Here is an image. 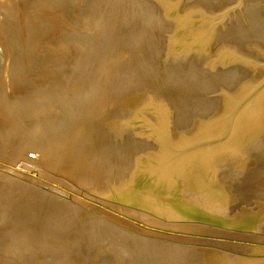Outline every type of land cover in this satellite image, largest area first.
I'll use <instances>...</instances> for the list:
<instances>
[{"label":"water","instance_id":"water-1","mask_svg":"<svg viewBox=\"0 0 264 264\" xmlns=\"http://www.w3.org/2000/svg\"><path fill=\"white\" fill-rule=\"evenodd\" d=\"M104 21L119 201L264 234V0H104Z\"/></svg>","mask_w":264,"mask_h":264},{"label":"rangeland","instance_id":"rangeland-1","mask_svg":"<svg viewBox=\"0 0 264 264\" xmlns=\"http://www.w3.org/2000/svg\"><path fill=\"white\" fill-rule=\"evenodd\" d=\"M78 1L82 3V0ZM92 2L90 0L87 3L90 6ZM59 3V10H57L58 7L55 8L57 11L52 10L53 13L59 14L58 16L54 14L57 18L54 28L52 26L51 31L46 33L47 37L43 36L42 43L40 42L41 46H39L43 49L36 47L30 51L28 57L30 42L28 38L31 34L24 28L25 11L19 0H0V40L2 41H0V53H2L0 56L3 55L1 57L3 61L0 60L2 62L0 65L3 66H0L2 68L0 70H2L1 73L10 70V73L15 76L10 77L12 82H9L10 86L8 85L14 90L9 87L5 90L11 115L9 117L0 115V120L2 119L0 121L2 130H0V196L2 195L0 204L3 202L0 206V264H217L216 249L240 256L264 257V234L262 233L196 220H166L119 201L114 189V129L105 127L109 92V77L106 70L108 47L101 45L103 34L99 33L100 27L92 28L98 19L99 12L96 9L99 7L91 12L89 8V11L86 9L87 4L84 5L85 2H83L85 9L80 11L82 5H77V0H58L56 5L59 6ZM73 5H77L76 8ZM12 6L15 7L18 21L9 18L14 21L10 22L7 17L5 19L8 21L2 19V15L11 11ZM79 6L81 7L78 10ZM68 8L73 9L72 12L66 13ZM45 9L48 8L41 10L42 13L48 12ZM52 11L49 10V13ZM84 11L88 13L87 16L96 15V19H84L86 16V14L82 15ZM68 13L72 18L68 16ZM64 15L68 16L71 22L67 23L68 27L62 24L68 20L66 16L64 18ZM77 20L82 21V28H80L82 25L78 24L81 21L77 23ZM86 21L94 25L90 27ZM83 23H88L89 26ZM62 25L68 30L83 29L81 32L90 27L89 29L92 28L93 32L86 30L81 33L76 30L77 35L74 30L72 31L74 33H71V30L68 31L66 27L63 30ZM66 30L70 35L78 36H71L70 45L73 47L76 43H85L87 37L95 36L97 39L99 33L100 46H97L103 48L101 49L104 50L103 55L101 58L93 57L94 60L91 61L94 62H89L93 65L86 64L85 72L80 69L77 60L73 59L75 52L72 58L70 57L72 49L75 51L76 47L69 48V41H67L70 40L69 34L66 36L62 34L65 35ZM58 32H61L62 42ZM89 33L91 36H88ZM92 33L96 34L93 36ZM83 37L86 39H81ZM79 38L84 41H79ZM64 39L68 46L63 45ZM67 58L70 59V64ZM73 60L79 65L81 72L74 69L77 67L74 65L77 64L73 65ZM28 61H33V63L30 62L29 70L26 67L30 66L26 64L29 63ZM78 61L82 63L81 68H83L84 62L80 59ZM9 62L11 64L17 62L18 69L14 64L16 67L12 65L11 69L7 70L6 66ZM68 66H74L71 71L75 70L73 72L75 75L69 71ZM13 67L17 71L24 67L23 72L27 68L28 72L25 71L27 74L25 72L23 74L28 77L23 78L25 76L22 74L23 82L19 78L22 84H18L19 79H16V76L22 73V69L18 73ZM92 69L96 72H92ZM14 71L18 75H15ZM68 71L74 75L69 79L66 78ZM29 76L31 79H28ZM48 78L50 81L53 79L52 82ZM27 82L33 83L27 85ZM47 82L49 86L45 85ZM2 88L0 85V94ZM45 91H48V94ZM70 92L77 96L75 97L78 102L74 100L76 104L71 101ZM21 94L25 97L22 98ZM0 102L3 103V99ZM68 110L74 113L71 115ZM40 118H44V121L46 119L49 124L48 133L45 135L47 139L42 141L37 137V143L42 149H39L38 145L35 146V138L29 137L33 131H37L40 124L45 123L44 121L40 123ZM26 123L28 125L32 123V126H26ZM21 135L23 142H19ZM31 144L33 147L30 146ZM18 145H23L25 151L17 149L21 154H13ZM14 156L16 159L13 158ZM23 158L27 160L24 161ZM9 176L13 178L10 179ZM9 180L15 182L10 183ZM3 205L4 207L7 205L6 210ZM3 210L8 212L4 215ZM9 235L11 238L8 237ZM25 236L31 239L30 244L26 243ZM7 240L11 243L6 242ZM18 247L21 251H18Z\"/></svg>","mask_w":264,"mask_h":264},{"label":"bare ground","instance_id":"bare-ground-1","mask_svg":"<svg viewBox=\"0 0 264 264\" xmlns=\"http://www.w3.org/2000/svg\"><path fill=\"white\" fill-rule=\"evenodd\" d=\"M57 1L58 0H32V1H29V0H19V2L21 3V5H22V9L25 11V14L23 15L24 16V18H23V21L25 22V24H24V28H25V30L28 32V33H30L31 34V37L30 38H28V40L30 41L29 42V46H28V49H29V53H28V51L26 52V53H28L29 55H28V57L30 56V51H32L33 49H35L36 47L38 48V46L40 45L41 46V44H40V42L42 43V38H46L47 37V34L46 33H48L49 31H51L50 29H52L51 27L53 26V28H54V24L56 23V19L57 18H55V15H59L58 13L56 14V12H54L53 13V11H57V10H59V8H60V3H59V6H57L56 4H57ZM60 1V0H59ZM70 1V0H69ZM90 2V0H82V3L83 2H85V4L84 5H86L87 4V10H88V8H89V10L91 11V10H93L94 8L96 9V8H98L99 7V9H96V10H98V12H99V15L97 16L98 17V19H96V15L95 14H93V15H95L94 17L90 14L89 16H87V14L85 13V11H84V13L82 12V15H84V14H86V16L84 17V19L85 18H89V20H92L93 18H95L96 19V24L94 25V23L92 24V25H94V26H92L91 24H90V21L88 22V21H86V22H88L89 23V25H90V27L92 26V28L94 29V28H96L95 26H97V27H100V29H101V31L99 30V33L101 32L102 34V36H101V39L103 38V40H101V41H103L102 43H101V45L103 44V46L105 45L106 47L105 48H107V36H106V28H105V21H104V0H92L93 2L91 3V5L89 6L88 5V3L87 2ZM77 2L79 3V1L77 0ZM72 3V2H71ZM76 3L77 5H82V7L81 6H79V7H77V9L79 8L80 9V7H81V9H80V11H82V10H84L85 8H83V4L81 3ZM90 4V3H89ZM56 5V6H55ZM75 5V4H74ZM73 5V6H74ZM76 5V6H77ZM55 6V7H54ZM76 6H74L75 8H76ZM89 6V7H88ZM101 6H103V7H101ZM45 7H47L48 9H45V10H48V12L47 11H45V12H43L42 13V11L41 10H43ZM56 7H58L57 8V10L55 9ZM69 7V6H68ZM85 7V6H84ZM101 7V8H100ZM64 7H62V9H63ZM83 8V9H82ZM53 9H55V10H53ZM70 8H68L67 10L68 11H66V13L67 12H69V11H71V10H73V9H70ZM78 9V10H79ZM101 9V10H100ZM49 10L50 11H52V13H49ZM88 10V11H89ZM44 11V10H43ZM62 11H64V9L62 10ZM60 12V11H59ZM72 12V11H71ZM92 12V11H91ZM45 13V14H44ZM94 13V12H93ZM55 14V15H54ZM61 14H62V12H61ZM72 14V13H71ZM75 14V13H74ZM70 15V13H68V16ZM5 16V17H4ZM65 16L66 15H64V18H65ZM68 16H66V18L68 19L69 17ZM76 15H74V17H75ZM92 16V18H90ZM1 17V16H0ZM4 17V18H3ZM7 17V19L8 20H10V19H13V20H17V17H16V14H15V7L14 6H12L11 7V11H8V12H6V13H4L3 15H2V19H5ZM61 17V16H60ZM10 18V19H9ZM70 18H72V16L70 15ZM76 18H77V16H76ZM74 19V18H73ZM95 19H94V21H95ZM6 20V19H5ZM8 20H6V21H8ZM13 20H10V22L11 21H13ZM59 20H60V18H59ZM66 20V19H65ZM18 21V20H17ZM17 21H15V22H17ZM62 21H63V19H62ZM71 21H72V19H71ZM79 21H81V20H77V23L79 22ZM14 22V21H13ZM12 22V23H13ZM23 22V23H24ZM57 22H58V20H57ZM60 22V21H59ZM45 23H47V25H44ZM50 23V24H49ZM67 23H71L70 22V20L68 19V20H66V23H63L62 22V24H66L67 25ZM87 23V24H88ZM59 24V23H58ZM78 24H81L82 25V21L80 22V23H78ZM84 25H87L86 23H83ZM49 25V26H48ZM89 25H87V26H89ZM70 26V25H69ZM86 26V27H87ZM62 28L64 27V25H62L61 26ZM66 27V26H65ZM65 27L63 28V30L65 29ZM67 27H68V25H67ZM67 27H66V29H67ZM77 27H79V26H77ZM83 27V25L82 26H80V28H82ZM86 27H84V28H86ZM90 27H88V30H87V28L84 30V31H82V32H86V30H87V32H89V30L90 31H92V28L91 29H89ZM11 28V27H10ZM71 28V27H70ZM72 29V28H71ZM71 29H69V30H71ZM54 30V29H53ZM68 30V29H67ZM66 30V31H67ZM68 30V31H69ZM74 30V32L75 33H77L78 31L79 32H81V30H83V29H81V30H78V29H76V30H78V31H76L75 30V28L73 29ZM73 30H71V33H74V32H72ZM59 31H62V30H59ZM66 32L65 33V35H64V33H62L63 34V36H66V34H69L68 35V37H69V39L70 40H67V41H69V43H68V45H70L71 44V39H72V35H74L75 37H78V36H76L75 34H71L70 35V33L69 32ZM96 31V30H95ZM98 31V30H97ZM63 32H65V31H63ZM81 32V33H82ZM93 32V31H92ZM19 33V32H18ZM99 33H98V36H99ZM51 34V33H50ZM61 32H58V36H59V38H61V42H62V38L63 37H60L61 35ZM83 34H86V33H83ZM90 34V35H89ZM88 34V36H91V33H89ZM96 34V33H95ZM94 33H92V35L94 36L95 35ZM77 35H78V33H77ZM81 35V34H80ZM87 35V34H86ZM85 35V36H86ZM44 36V37H43ZM73 36V37H74ZM84 36V35H83ZM97 36V39H95V36H94V38L92 37H87V40L85 41V43L83 42L85 39H84V37L83 38H81V39H84L83 41H81L80 40V38H79V41H81V42H83V43H80L79 41V43H74L76 46H71L70 45V47L69 48H71V47H73V48H75V51H74V49H72L73 51H71L72 53H71V55H70V57L71 56H73L72 54L74 53V58L73 59H75V60H77V63L80 65V69H83V71L85 72L86 71V64L88 65V63L91 61V60H94L93 59V57H100L101 58V56L103 55V51L104 50H101V49H103L102 47L100 48H98V46L97 45H99L100 46V39H99V37ZM74 37V38H75ZM81 37V36H80ZM50 38V37H49ZM65 38V37H64ZM51 39V38H50ZM65 39H68L67 37L65 38ZM64 39V40H65ZM77 39V38H76ZM90 39V40H89ZM92 39V40H91ZM95 39V40H94ZM99 39V40H98ZM46 40V39H45ZM49 40V39H48ZM56 40L58 41L59 39L58 38H56ZM56 40H55V42H56ZM63 40V45H67V44H65V43H67V41L65 40L64 41ZM1 41V40H0ZM72 41H74V40H72ZM95 41H96V43H95ZM99 41V42H98ZM2 42V41H1ZM59 42V41H58ZM46 43V42H45ZM49 44V43H48ZM55 44V43H54ZM1 45V44H0ZM4 45V44H3ZM2 45V46H3ZM44 45V44H43ZM42 45V46H43ZM46 45V44H45ZM67 45V46H68ZM72 45H73V43H72ZM39 46V49L40 50H42L43 49V47H40ZM78 46V47H77ZM4 47V46H3ZM2 47V48H3ZM46 47V46H45ZM78 48H79V50H78ZM38 49V52L40 51ZM45 49V48H44ZM47 49V48H46ZM54 49V48H53ZM53 49L51 50V51H53ZM2 50V49H1ZM4 51V50H3ZM26 51V50H25ZM47 51V50H46ZM46 51L44 52V53H46ZM56 52H57V50H56ZM55 51H54V54L56 53ZM59 52V51H58ZM77 52V53H76ZM2 53H0V55H1ZM51 54H52V52H51ZM5 55V54H4ZM53 55V54H52ZM75 55H78V56H75ZM1 57H3V55L2 56H0V60H2L3 61V58L1 59ZM80 57V58H79ZM72 58V57H71ZM67 59H69V58H67ZM78 59H80L81 60V62L83 61L84 63V66H83V68H81V64L82 63H80L79 61H78ZM83 59V60H82ZM72 60V59H71ZM12 61V60H11ZM64 61V60H63ZM69 61H70V59L68 60V63H69ZM86 61V62H85ZM1 62V61H0ZM8 62V61H7ZM29 62V61H28ZM31 62V61H30ZM29 62V63H30ZM65 62H66V60H65ZM64 62V64H66ZM74 62H76V61H74L73 60V65L74 64H77V63H74ZM92 62V61H91ZM94 62V61H93ZM92 62V63H93ZM13 63V62H12ZM29 63H26L27 65H30V66H26L27 68L28 67H31V63H33V61L29 64ZM61 63H62V60H61ZM61 63L59 62V66H61ZM71 63V64H72ZM97 63V62H96ZM0 64H2V62L0 63ZM15 64V62L13 63V64H11V62H9V64H7V66H6V68H7V70H9V69H11V66L13 65V66H15V65H17V62H16V64ZM58 64V63H57ZM63 64V63H62ZM70 64V63H69ZM69 64H67V65H69ZM74 65L76 68H78V69H76V68H74L75 70H79L80 71V69H79V65ZM90 65H93V64H91V63H89ZM1 66V65H0ZM3 66V65H2ZM1 66V67H2ZM63 66H65V65H63ZM72 66V65H71ZM73 66V67H74ZM0 67V69H2ZM16 67V66H15ZM73 67H70V66H68V68H70L69 69V71H71V68H72V70H73ZM94 67V66H93ZM27 68H26V70H27ZM88 68V67H87ZM13 69L14 70H16V72H18L19 73V71H21V69H22V73H19V75L21 74V76L19 77V75L15 72V75L17 74L18 76H16V79H19V78H21L26 72V70L23 72V70L25 69L24 67L23 68H21L20 70H18L17 71V69H18V65H17V69H15L14 67H13ZM30 68H28V70H29ZM85 69V70H84ZM28 70H27V72H28ZM74 70V71H75ZM89 70H90V68H89ZM93 71L92 72H94L95 70L94 69H92ZM1 71L2 70H0V85H2V87L3 88H5V89H3L2 88V93L0 94V100H2L3 99V103H1L0 102V115H4L5 117H9L10 115H11V110H10V108L8 107V102H7V93L5 92V90H7L8 89V87L10 86L9 85V82H12V80L10 81V77L11 76H13V77H15L14 75H12L11 73H10V70L9 71H5L4 73L2 72L1 73ZM68 71V72H69ZM74 71H71L72 72V74H74L73 72ZM81 72V71H80ZM91 72V73H92ZM96 72V71H95ZM99 72V71H98ZM98 72H97V74H98ZM24 73V74H23ZM83 73V72H82ZM23 74V75H22ZM27 74V73H26ZM72 74H70V72L68 73V75L67 74H65V75H67L66 76V78H71L72 76H74V75H72ZM100 74V73H99ZM63 75V74H62ZM78 75V74H77ZM92 75H94V73L92 74ZM25 76V75H24ZM18 77V78H17ZM26 77H28L27 75L25 76V77H23V78H26ZM80 77V76H79ZM82 77V76H81ZM84 77H86V76H84ZM61 78V77H60ZM97 78H98V76H97ZM14 79V78H13ZM22 79V78H21ZM28 79H31L30 78V76H29V78ZM33 79H36V78H33ZM50 78H48V80H49ZM74 79V78H73ZM45 80V79H44ZM47 80V79H46ZM52 80L53 79H51V81L50 82H52ZM20 81V79L17 81L18 82V84L19 83H21L22 84V82H23V79H22V82H19ZM67 81V80H66ZM25 82H26V80H25ZM24 82V83H25ZM34 82V81H33ZM32 82V83H33ZM42 82V81H41ZM49 82V83H50ZM23 83V86L25 87V84ZM32 83L31 84H28V82H27V85H32ZM18 84H16V85H18ZM9 85V86H8ZM13 85V84H12ZM11 85V86H12ZM45 85H47V86H49V84H48V82H47V84L45 83ZM89 85V84H88ZM51 86V85H50ZM10 89H12L11 87H9ZM89 88V87H88ZM12 90H14V89H12ZM49 90V89H48ZM51 90V89H50ZM49 90V91H50ZM39 92V91H38ZM41 92V91H40ZM47 94H48V91H45ZM74 93V92H73ZM42 94H44V93H42ZM22 95V98H24L25 96H23V94H21ZM21 95H20V98H21ZM27 96H29L28 94H26ZM46 95V94H45ZM83 95H85V94H83ZM14 96H16V95H14ZM47 96V95H46ZM51 96V95H50ZM69 96V95H68ZM71 96H73V97H71ZM76 96V95H75ZM74 96V94L72 95V92H70V98H72V100L71 101H74L75 99L77 100V96L75 97ZM86 96V95H85ZM84 96V99L86 98ZM19 97V96H18ZM38 97V96H37ZM45 97V96H44ZM44 97H42V98H44ZM21 98V99H22ZM68 98V97H67ZM67 98H66V100H67ZM69 98V99H70ZM35 99V98H34ZM83 99V98H82ZM26 100V99H25ZM75 100V101H76ZM74 101V103L76 104V102ZM14 102V101H13ZM77 102H78V100H77ZM31 103V102H30ZM33 103H34V101H33ZM81 103V102H80ZM80 103H79V106H80ZM7 106H6V105ZM34 105V104H33ZM32 105V106H33ZM42 106V105H41ZM35 108V107H34ZM21 109V108H20ZM26 109V108H25ZM69 111V110H68ZM60 112V111H59ZM68 113H71L70 111L68 112ZM72 113H74V111L72 112ZM72 113H71V115H72ZM76 113H77V111H76ZM74 115V114H73ZM40 117V116H39ZM72 117V116H71ZM76 118H78V117H76ZM6 119V118H5ZM43 119V120H42ZM40 118L39 119V121H41L40 123H42V121H44V118ZM2 120V119H1ZM0 120V121H1ZM29 120V119H28ZM28 120H26L27 122H28ZM34 120V119H33ZM32 120V121H33ZM35 121V120H34ZM2 122H4V121H2ZM8 122H9V120H8ZM17 122V121H16ZM31 122V121H30ZM45 123H42V124H40L39 125V127H38V129H37V131H33L30 135H29V137H30V139H32V137L33 138H35V140H34V142L36 143L35 144V146L36 145H38V143H37V137H39L40 138V140H44V139H47L46 137L47 136H45L46 135V133H48L47 131L49 130V124H48V122H47V120L45 119V121H44ZM6 123V122H5ZM35 122H33V124H34ZM4 124V123H3ZM2 124V125H3ZM28 124L26 123V126H27ZM60 125H61V123H60ZM29 127H31L32 126V123H31V125H28ZM58 126H59V124H58ZM61 127V126H60ZM24 128V127H23ZM1 130V129H0ZM6 130H7V128H6ZM21 130H22V128H21ZM54 130V129H53ZM2 131V130H1ZM60 132V131H59ZM23 133V132H22ZM28 133V132H27ZM23 135V134H22ZM22 135H21V137H20V141L19 142H21L22 140H23V138H22ZM43 136H45L44 138H43ZM5 138V137H4ZM22 138V139H21ZM29 139V138H28ZM28 139H27V141H28ZM29 139V140H30ZM49 139V138H48ZM4 140H6V139H4ZM40 140H38L39 141V143H41L40 142ZM2 141H3V139H2ZM48 141V140H47ZM53 141V140H52ZM1 142V141H0ZM16 142H17V140H16ZM23 142V141H22ZM6 143V142H5ZM15 143V142H14ZM32 143V142H31ZM19 144V143H18ZM23 144H25V142L23 143ZM21 145V144H20ZM20 145H18V147L20 146ZM16 146H17V144H16ZM23 146V145H22ZM22 146H20L19 148H21V149H19L18 147L15 149V153L13 152V154H19V152H18V150H24L23 148H24V146L22 147ZM25 146H27V145H25ZM30 146H32L33 147V144H31ZM39 146V149H42V147L40 146V145H38ZM13 148V147H12ZM1 149V148H0ZM18 149V150H17ZM36 149V148H35ZM17 150V151H16ZM25 151V150H24ZM11 152H12V150H11ZM18 152V153H17ZM8 153V152H7ZM6 154V153H5ZM4 154V156H6ZM20 154H21V152H20ZM19 154V155H20ZM22 155H24V154H22ZM46 155V154H45ZM12 156V155H11ZM10 156V157H11ZM36 156H37V154H36ZM42 156V155H41ZM8 157V156H7ZM18 157V156H17ZM21 157H24V156H21ZM38 157V156H37ZM6 158V157H5ZM14 159H16L15 158V156L13 157ZM19 158H20V156H19ZM18 158V159H19ZM11 159V158H10ZM23 159H25V158H23ZM33 159V158H32ZM31 159V160H32ZM27 159H25L24 161H26ZM29 160H30V158H29ZM34 160V159H33ZM10 161V160H9ZM28 162V161H27ZM5 165V164H4ZM4 165H1V166H4ZM22 169V168H21ZM24 169V168H23ZM44 169V168H43ZM32 171V170H31ZM46 171H47V169H46ZM7 177H8V175H6ZM14 176V175H13ZM6 177V178H7ZM9 178H10V176H9ZM11 178H13V177H11ZM10 178V179H11ZM18 178V177H17ZM22 179H24V178H22ZM20 180H21V178H20ZM25 180V179H24ZM5 181V180H4ZM6 181H8V179H6ZM6 181L4 182V183H6ZM10 181V183H13V182H15V181H12L11 182V180H9ZM26 181V180H25ZM27 181H28V179H27ZM1 183H2V181H1ZM31 183V182H30ZM32 184V183H31ZM7 185V184H6ZM4 186H5V184H4ZM10 186V185H9ZM36 186V185H35ZM7 188H8V186H6ZM10 188V187H9ZM12 188V187H11ZM1 191V190H0ZM4 191V190H3ZM16 191V190H15ZM11 192V191H10ZM18 192V191H17ZM15 193V192H14ZM43 193V192H42ZM9 194V193H8ZM12 195H13V193H11ZM10 194V195H11ZM2 196V195H1ZM0 196V197H1ZM10 198V197H9ZM17 198V197H16ZM65 198V197H64ZM1 199V198H0ZM15 199V198H14ZM2 201V200H1ZM5 201V200H4ZM12 203H13V201H11ZM4 203H6V202H4ZM1 204H3V202L1 203ZM1 204H0V206H1ZM9 204V203H8ZM79 205V204H78ZM7 205H5V207H4V205H3V207L5 208V210H6V207ZM3 207L1 208V209H3ZM132 208V207H131ZM10 210V209H9ZM3 212H5L4 213V215L8 212H6V211H4L3 210ZM3 212H2V217H4V215H3ZM82 214H83V212H82ZM81 214V215H82ZM0 217H1V215H0ZM1 220H2V218H1ZM91 221V220H90ZM98 221V220H97ZM108 221V220H107ZM96 223V222H95ZM103 223V222H102ZM96 225V224H95ZM112 225V224H111ZM101 226V225H100ZM101 229V228H100ZM87 231V230H86ZM11 232V231H10ZM130 233V232H129ZM139 233V232H138ZM11 234V233H10ZM134 234V233H133ZM181 234V233H180ZM13 235V234H12ZM182 236V235H181ZM9 238H11L10 237V235L8 236ZM8 238V239H9ZM7 239V238H6ZM25 241H26V243H29L30 241L29 240H31L29 237H26L25 236ZM181 239H183V238H181ZM8 241H10V240H7L6 242H8ZM8 243H11V241L10 242H8ZM30 244V243H29ZM34 243H32V245H33ZM195 244V243H194ZM198 245V244H197ZM104 248V247H103ZM79 250V249H78ZM18 251H21V249L18 247ZM65 256V255H64ZM56 257V256H55ZM69 258V257H68ZM71 259V258H70ZM70 261V260H69ZM68 261V262H69ZM60 264V263H59Z\"/></svg>","mask_w":264,"mask_h":264}]
</instances>
